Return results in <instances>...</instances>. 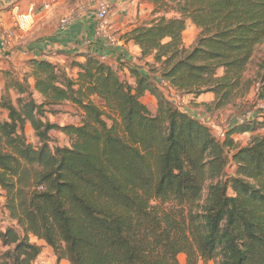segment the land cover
<instances>
[{
    "label": "trees",
    "instance_id": "16d2710c",
    "mask_svg": "<svg viewBox=\"0 0 264 264\" xmlns=\"http://www.w3.org/2000/svg\"><path fill=\"white\" fill-rule=\"evenodd\" d=\"M171 2L176 17L122 37L159 66L158 81L126 61L131 84L88 52L66 55L75 75L40 56L20 78L2 71L0 191L12 225L0 226V264H36L44 247L69 264H264V111L220 140L171 98L211 94L202 105L219 111L258 86L264 100V59L246 77L264 42V0ZM189 25L199 33L185 47ZM64 103L79 125L48 119ZM53 131L69 145L51 146Z\"/></svg>",
    "mask_w": 264,
    "mask_h": 264
},
{
    "label": "crops",
    "instance_id": "0c3cea01",
    "mask_svg": "<svg viewBox=\"0 0 264 264\" xmlns=\"http://www.w3.org/2000/svg\"><path fill=\"white\" fill-rule=\"evenodd\" d=\"M48 0H0V34L12 28L13 20L18 14L26 15L32 10L31 25L27 32L15 30V37L11 47L4 49L0 47V58L15 61L28 60L40 56L48 58L52 63L61 64L75 53L88 52L92 55L104 58L113 67H120V73L129 75L128 66L123 63L138 65L140 50L131 41L122 37L136 26V19H140L144 8L150 10L153 3L148 0L139 3L138 0H105L110 5L111 12L107 19V30L117 37L116 44L110 45L103 35L98 33V22L95 17L96 5L94 0H54L48 9L43 5ZM37 9H41L39 14ZM76 13L75 20L69 21L66 25L61 22L65 17L64 13ZM185 44V43H184ZM191 44H185L189 47ZM51 54L53 57H46ZM78 62H84L78 58ZM143 74L145 70H141ZM203 97V96H206ZM149 96L145 94L144 97ZM211 103L213 95L204 94L193 102L207 104ZM192 101V100H191ZM154 102V100L152 101ZM155 106V104L153 105ZM188 109V108H187ZM184 109L185 111H189ZM191 111V110H190ZM38 244L43 245L42 242ZM48 251V255L46 254ZM38 264H69L67 260L59 263L50 249H44L37 259ZM36 263V264H37ZM203 264V263H200ZM212 264V263H208Z\"/></svg>",
    "mask_w": 264,
    "mask_h": 264
},
{
    "label": "rangeland",
    "instance_id": "374dc122",
    "mask_svg": "<svg viewBox=\"0 0 264 264\" xmlns=\"http://www.w3.org/2000/svg\"><path fill=\"white\" fill-rule=\"evenodd\" d=\"M72 2H75L76 0H71ZM98 0H94V3H96ZM139 3H142L145 0H138ZM161 0H158L153 7H150L146 9L144 8L142 11V14L140 16V19H135L134 22L136 21V26H142V25H149L151 24L154 20L158 19L161 16H164L167 19L174 18L176 17L171 10L173 8V3L171 2L172 0H164L165 5L161 4ZM109 8V15L111 12L110 5H108ZM157 9V14H153L154 10ZM71 9H67V12L64 13L65 17L70 18V21L75 20L76 13H69ZM41 12V9H37V13H33L34 15L39 14ZM134 27V28H135ZM199 31L196 29L194 26L189 25L184 32L183 35V43L187 44H193L195 41V38L197 37ZM113 36L117 39V37L113 34ZM184 44V45H185ZM186 47V46H185ZM264 59V42L260 44L259 46L256 47L254 55L252 57V62L249 66V70L246 74V77H254L257 71L258 64ZM146 62L148 64H146ZM69 60H63L61 64H58L60 67L66 68L67 70L69 69ZM138 65L142 66L143 69L145 70V73L148 74L152 79L155 80H160V71H159V66L156 64H153V61L148 58L143 61H139ZM2 71H9L7 79H17L22 76L24 72H28V69L26 67V64L24 63V60L17 59L15 61H12L10 58L9 59H3L0 58V94L3 92V85L5 79V75L2 74ZM73 71V72H72ZM70 70V73H74L75 75V70ZM127 82H130L131 84H134V80L129 77L128 75H124ZM258 86H255L252 88L251 92L249 95H247L244 99H239L237 100L233 105H230L224 109H221L219 111H207L206 107L203 106L201 103L198 102L195 103L191 101L190 96H183L179 93L171 94L172 101L174 102L175 106L180 108V109H187L189 110L188 112L200 120L206 122L209 126L213 128V131L215 132L216 136L218 139H223V133L224 131L232 126L234 123H236L237 119L245 114V113H250L252 115H256L260 113L261 111H264V100H258L256 98V93H257ZM10 97L15 102L16 95L14 94V91H9ZM207 98L206 96H203ZM154 99L150 96H146L142 99V101L148 105L151 109H153V105L155 104L152 102ZM209 101L206 100L205 105H208ZM55 111H58V114L52 115V114H47L48 119L56 123L58 125H67V124H73V125H79L80 120H81V113L76 110L75 108L71 107L69 104H62L56 108H54ZM191 110V111H190ZM6 116L5 112H0V120H3ZM26 135L29 138L31 142H34L33 138V132L32 130L28 127L26 129ZM264 131H259L256 134H263ZM254 135V134H253ZM250 133L246 134H240L234 137L235 143L238 147H244L246 146L250 138L253 136ZM51 137V146H68L69 142L67 138L62 135L60 132L53 131L50 133ZM229 173L231 170L228 171ZM4 194L0 191V226L2 228H5L9 225H12V222L8 218L7 212L4 208ZM44 249H48L47 247H44ZM42 250V252H43ZM47 255L49 254L48 251L46 253ZM49 256V255H48ZM180 262H184V258L181 256L179 257ZM37 263V262H36ZM38 264V263H37Z\"/></svg>",
    "mask_w": 264,
    "mask_h": 264
},
{
    "label": "built area",
    "instance_id": "2783aa9c",
    "mask_svg": "<svg viewBox=\"0 0 264 264\" xmlns=\"http://www.w3.org/2000/svg\"><path fill=\"white\" fill-rule=\"evenodd\" d=\"M54 0H48L44 5V9L50 8V6L53 4ZM96 9H95V17L98 22V33L99 35H103L107 42L110 45L116 44V40L114 36L107 30V19L109 15V8L108 4L105 0H98L95 3ZM31 14L32 10L26 14H18L13 20L12 28L9 30H5L0 34V47L4 49H9L12 44V40L15 37V30H19L21 32H27L31 25ZM70 18L66 17L62 20V24L66 25L69 23ZM104 60V58H102ZM252 118V114L245 113L241 115L236 123L242 124L246 122L247 120Z\"/></svg>",
    "mask_w": 264,
    "mask_h": 264
}]
</instances>
